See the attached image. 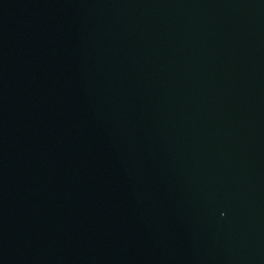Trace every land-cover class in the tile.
<instances>
[{"label":"water","instance_id":"1","mask_svg":"<svg viewBox=\"0 0 264 264\" xmlns=\"http://www.w3.org/2000/svg\"><path fill=\"white\" fill-rule=\"evenodd\" d=\"M0 264H264V0H0Z\"/></svg>","mask_w":264,"mask_h":264}]
</instances>
